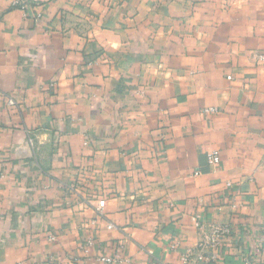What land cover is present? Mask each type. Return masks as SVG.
Instances as JSON below:
<instances>
[{
  "label": "crops",
  "instance_id": "crops-1",
  "mask_svg": "<svg viewBox=\"0 0 264 264\" xmlns=\"http://www.w3.org/2000/svg\"><path fill=\"white\" fill-rule=\"evenodd\" d=\"M252 52L264 0H0V264H264ZM194 214L231 229L214 262L180 259Z\"/></svg>",
  "mask_w": 264,
  "mask_h": 264
},
{
  "label": "built area",
  "instance_id": "built-area-1",
  "mask_svg": "<svg viewBox=\"0 0 264 264\" xmlns=\"http://www.w3.org/2000/svg\"><path fill=\"white\" fill-rule=\"evenodd\" d=\"M250 58L258 63L264 66V53L260 52H252L250 54ZM228 79H230V76H227ZM9 104H13L14 101L10 99ZM216 107H205L201 110L202 114H210L216 112ZM29 143L32 145V141L29 140ZM206 158L208 164L212 168H216L219 164L220 157L218 153L215 150L207 151ZM233 207H235L234 204H232ZM193 227L197 229L201 234V239L195 244L194 247H190L186 249L181 255L180 259L183 262H200V263H209L214 262L218 259V256L220 255V251L222 247L228 243L231 242V229L228 225L225 224H219V223H209L206 224L201 220L200 214H194L193 215ZM107 229H112L115 227L113 223L107 224ZM50 240H55V236H50ZM92 244V241H87L83 245V249L87 250V248ZM178 241L173 242L170 247L172 250H175L177 248ZM238 254V252H237ZM254 253L252 251L245 252L243 250L239 251V257L243 264H256ZM97 260H99L101 263L104 264H116V263H122V262H129V259L127 257L122 256L121 249L118 248L113 254L110 255H104L97 257ZM43 264H59L55 262H45Z\"/></svg>",
  "mask_w": 264,
  "mask_h": 264
}]
</instances>
